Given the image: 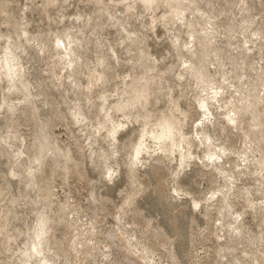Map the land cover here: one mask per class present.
<instances>
[{
	"label": "clouds",
	"instance_id": "1",
	"mask_svg": "<svg viewBox=\"0 0 264 264\" xmlns=\"http://www.w3.org/2000/svg\"><path fill=\"white\" fill-rule=\"evenodd\" d=\"M0 264H264V0H0Z\"/></svg>",
	"mask_w": 264,
	"mask_h": 264
}]
</instances>
